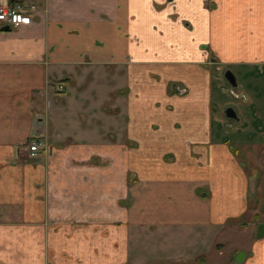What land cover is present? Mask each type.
<instances>
[{"label":"crops","instance_id":"obj_1","mask_svg":"<svg viewBox=\"0 0 264 264\" xmlns=\"http://www.w3.org/2000/svg\"><path fill=\"white\" fill-rule=\"evenodd\" d=\"M23 1L32 21L0 26V264L187 262L230 237L250 183L215 78L264 68V0H196L200 21L194 0ZM237 242L264 264V235Z\"/></svg>","mask_w":264,"mask_h":264},{"label":"rangeland","instance_id":"obj_2","mask_svg":"<svg viewBox=\"0 0 264 264\" xmlns=\"http://www.w3.org/2000/svg\"><path fill=\"white\" fill-rule=\"evenodd\" d=\"M208 3L211 5L213 1L208 0ZM193 8L197 9L196 15L200 21L204 13L203 10L197 7L196 0L193 2ZM259 67L262 66L259 65L255 69L243 67L239 68L240 71H237V69L234 72L237 79V85L234 88L228 87V83L224 80L222 75L223 71L218 70V77L215 78L219 81L218 83L223 89L222 97L227 100L221 107L219 103H217L216 106L218 108L215 109V112L224 117L223 109L227 105H233L240 118V121H236L224 117L226 123L223 125V128L226 132H224L226 136L225 140L228 141L230 148L233 153H235L240 164L244 166L249 177L250 184L247 197V208L242 215L241 223L249 222L251 225H248L245 231L237 228V226L241 227V223L236 227L232 226L230 237L227 233L222 234L223 238L221 235H216L215 239L217 241L219 240V242L216 243L215 247L210 246L207 248V252L203 251L204 253H199L194 260L176 262V260H168L165 255H162L161 259L163 261H147L145 264H232V253L230 252L229 254L226 248L231 250V245L237 241L249 245V240L252 241L256 238L257 226L255 223L264 221V135L262 133V131L264 132V68ZM105 68L107 69V67ZM108 69L107 73H110L111 70L110 68ZM108 79H112V77ZM95 88L96 91L100 87L95 86ZM95 94L97 95V93ZM88 100L89 105H91L93 102L90 99ZM92 100H95V97H92ZM243 121H246L245 127L240 126ZM236 127H240L243 137L247 138L250 142L248 145H243L242 142L234 140L231 136L232 131H234ZM178 240H180V237L176 236V238L170 239V242ZM181 242H183V240ZM186 243L189 244L190 242L186 241ZM230 243L231 245H229ZM223 246L224 248L226 247L224 253L218 254L217 250ZM151 248H156V245H152ZM165 248L169 250L172 247L165 245L163 250H165Z\"/></svg>","mask_w":264,"mask_h":264},{"label":"built area","instance_id":"obj_3","mask_svg":"<svg viewBox=\"0 0 264 264\" xmlns=\"http://www.w3.org/2000/svg\"><path fill=\"white\" fill-rule=\"evenodd\" d=\"M37 10L36 5L24 1L0 0V25L18 27L31 21L32 13ZM63 89L62 84L56 85ZM28 150L31 156H36L47 147V142L40 138H32L28 143Z\"/></svg>","mask_w":264,"mask_h":264},{"label":"water","instance_id":"obj_4","mask_svg":"<svg viewBox=\"0 0 264 264\" xmlns=\"http://www.w3.org/2000/svg\"><path fill=\"white\" fill-rule=\"evenodd\" d=\"M223 76L227 80V82L230 84L231 87H234L237 85L235 74L233 73V71L231 69L226 68L223 72ZM224 115L227 118H232L235 120L239 119V117L237 116V113H236V111L232 105H227L224 108ZM263 186H264V179H263ZM262 235H264V223L263 222L258 224L257 232H256L257 237H261ZM232 264H239V259H236Z\"/></svg>","mask_w":264,"mask_h":264}]
</instances>
